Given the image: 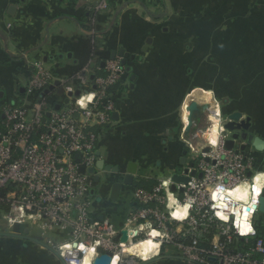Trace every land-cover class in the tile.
I'll return each mask as SVG.
<instances>
[{"label": "crops", "instance_id": "obj_1", "mask_svg": "<svg viewBox=\"0 0 264 264\" xmlns=\"http://www.w3.org/2000/svg\"><path fill=\"white\" fill-rule=\"evenodd\" d=\"M97 1L0 0V97L5 90L24 96L17 70H5L9 60L53 57L48 63L65 77L124 49L130 84L117 96L119 117L102 134L99 152L121 171L130 161L142 163L146 188L183 157V117L188 121L193 98L250 116L264 139V0H109V9L95 15L89 8ZM202 119L195 126H206ZM251 156L264 169V150ZM102 187L94 192L101 212L118 214L122 200L112 199L107 181ZM26 230L42 240L31 225L7 231L0 223V264H63L39 243L1 234ZM142 264L187 263L169 254Z\"/></svg>", "mask_w": 264, "mask_h": 264}, {"label": "built area", "instance_id": "obj_2", "mask_svg": "<svg viewBox=\"0 0 264 264\" xmlns=\"http://www.w3.org/2000/svg\"><path fill=\"white\" fill-rule=\"evenodd\" d=\"M108 9L109 0H98L89 11L97 15ZM90 19L95 23V18ZM26 69L24 96L19 101L0 98V223L7 231L26 224L36 227L63 264H82L87 254L74 247L62 256L60 245L73 241L95 248L92 264L98 247L112 253L111 264L117 256L116 264H142L145 261L122 248L149 238L148 229L136 236L131 230L151 223L165 234L159 255L151 259L174 254L187 264H264L261 202L252 216L255 235L239 236L234 217L227 223L219 221L210 200V190L218 184L232 188L245 180L251 183L254 174L264 172L254 156L227 149L223 139L215 147L209 145L204 134L210 124L195 126L183 137L184 164L179 161L172 170L180 166L179 174L188 182H173L171 174L166 178L171 179L168 190L181 204L195 200L188 218H170L161 180L146 188L138 184L135 174L133 183L123 185L118 197L124 211L119 220L115 213L101 212L91 190L96 192L94 176H100L99 172L114 173L99 170L96 164L101 136L115 123L117 96L130 84L123 57L92 61L65 77L44 59L27 63ZM58 88L64 98L56 96ZM89 93H95L94 102L87 109L79 108L76 101ZM126 174V169L115 172L109 185ZM55 231L66 234L65 242L56 243L50 237L48 232ZM122 231L127 232L126 241L121 240Z\"/></svg>", "mask_w": 264, "mask_h": 264}, {"label": "clouds", "instance_id": "obj_3", "mask_svg": "<svg viewBox=\"0 0 264 264\" xmlns=\"http://www.w3.org/2000/svg\"><path fill=\"white\" fill-rule=\"evenodd\" d=\"M207 95L212 97L214 93L208 91ZM95 100V93L82 95L77 101V105L81 109H87ZM211 127L206 131L205 137L207 143L215 147L220 141L221 134L224 132V125L221 119V108L219 103L215 106V113L209 116ZM183 122L187 125V117H183ZM195 151V149H193ZM222 179V177H218ZM171 179H162L161 187L165 189L167 195V208L169 216L172 220L183 221L188 218L190 209L195 203L194 199H188L183 204L179 202L172 191L168 190V185ZM264 192V172H257L253 175L251 183L245 180L232 188H225L218 184L214 189L210 190L211 209L213 210L215 218L219 221L227 223L231 217L233 219V227L237 230L239 236L255 235V227L252 223V216L260 204L259 197ZM21 216L24 215V209H19ZM14 221H10L13 223ZM148 229L147 236L149 238L141 240L132 244L129 247L122 248V251L133 256H137L142 261H148L152 257L159 255L161 244L163 243L165 234L157 228H153L151 223L140 224L138 228L131 230L132 236H136L139 232ZM160 237L159 240L156 238ZM77 248L80 251H86L87 254L83 257L82 264H92L95 248L88 247L84 243L77 244L76 242H67L60 245L61 255L69 253L71 249ZM112 264H116V260Z\"/></svg>", "mask_w": 264, "mask_h": 264}, {"label": "water", "instance_id": "obj_4", "mask_svg": "<svg viewBox=\"0 0 264 264\" xmlns=\"http://www.w3.org/2000/svg\"><path fill=\"white\" fill-rule=\"evenodd\" d=\"M123 57V64L126 65V70L128 73H130L131 68L128 66V59L124 56L125 50L120 49L118 51L114 50L112 51L111 57L115 58L116 56ZM53 57H50L52 59ZM49 58H45L44 60L48 62L50 60ZM104 65V62L102 63ZM93 67V66H92ZM92 79H94V75L91 76ZM135 77H132V80H134ZM59 81L55 82V85H58ZM51 86V88H53ZM20 93L25 92V87L22 86L19 89ZM2 97V95H1ZM188 123L184 130L185 135H189L190 131L195 127L198 120L201 118H205L207 120V124L211 125V122H209V116L212 111V104L210 102H200L198 99L193 98L189 104H188ZM114 119H118L119 113L116 111L113 113ZM221 119L222 123L224 125V132L221 134V138L223 139L225 143V147L227 149H235L236 152L243 151L248 155H251L252 151H259L262 152L264 150V139L257 136L255 134V129L253 126V123L251 121L250 116H244L241 111H227L226 109L221 107ZM100 158L97 161L96 167L99 170H103L106 172H119L121 167L117 164L109 163L105 158L101 157V153L98 152ZM186 154V150H184V155ZM185 156H183L180 160V164H184L185 162ZM127 174L125 177L121 180H118L112 184V199L117 200L119 197L123 185H131L134 180V175L137 173L138 170V164L134 161L128 162L126 166ZM94 169H90V172H93ZM181 171V167H177L175 172H171V179L173 182L176 183H187L189 178L186 176H182L179 174ZM110 174V173H109ZM110 176V179L108 177ZM107 177V182H109L112 178V175H109ZM94 180L96 184H99L101 182V177L96 175L94 176ZM91 193H94V189L91 190ZM260 211L264 213V192L260 196ZM29 230H26V234H16L12 232H4L1 234L18 237V238H25L28 240H31L33 242L39 243L42 246L46 247L47 249L54 252L56 255H58L57 251L47 243L43 242L37 237H33L28 235ZM118 240V238H116ZM121 240L126 241L127 240V232L122 231V237ZM98 256L95 257L93 264H111L112 260V253L109 251H106L102 247L97 248ZM59 256V255H58ZM60 258V256H59ZM62 260V258H60ZM153 259L145 261L144 263H149L153 261Z\"/></svg>", "mask_w": 264, "mask_h": 264}, {"label": "rangeland", "instance_id": "obj_5", "mask_svg": "<svg viewBox=\"0 0 264 264\" xmlns=\"http://www.w3.org/2000/svg\"><path fill=\"white\" fill-rule=\"evenodd\" d=\"M25 65H26V62L22 61V60L19 63L9 60L8 62H6V64H4L6 72L14 71V73H15V70H17L18 73H15V74H17L19 76L15 78V81L18 79L17 84H19V86L26 84V82H27V80L29 78L28 77V72L25 70ZM4 93L5 94H4L3 97H5V98L10 97L11 101H14L15 97H16V100L19 101L20 97L23 96V94L16 95V94H13L12 92H9L8 90H5ZM56 96H59L60 98L61 97L64 98L65 95H64V92L60 88H58L57 91H56ZM202 120H205V118H203ZM144 151L142 152L143 155H144ZM148 156H149V154L146 155V157H148ZM144 168H145L144 165H142V163L139 162V168H138V171L136 173V179H137L136 181H138V184H140V185H143V183L145 181L144 179L147 176L146 175L147 174V170L144 169ZM99 173H100V177H101V182L96 185V191L97 192H99L100 189H103L102 184L105 183V181H107L108 179H110V176H109L110 174H105L103 172H99ZM169 176L170 175L167 174L166 178L169 177ZM107 177H108V179H107ZM121 203H123V202H121ZM120 208L121 209L119 210V212L117 214L118 215L117 217H118L119 220H122V214H123L124 211H123V207L122 206ZM258 215H259V217H261L262 224L264 225V213H259ZM31 228H32V230L34 232L37 231L36 227L31 226ZM55 232H58V235L56 237H54V240H56V243H57V242H59V241H61L63 239V237H64L63 235H65V234L63 232H59V231H55Z\"/></svg>", "mask_w": 264, "mask_h": 264}, {"label": "bare ground", "instance_id": "obj_6", "mask_svg": "<svg viewBox=\"0 0 264 264\" xmlns=\"http://www.w3.org/2000/svg\"><path fill=\"white\" fill-rule=\"evenodd\" d=\"M198 99L203 100L202 98H198ZM214 113H215V108L212 107V111H211L210 115H213ZM209 122H211V121L209 120ZM210 127H211V125H210ZM204 137H205V134H204ZM94 254H95V252H94ZM93 258H94V256H93ZM93 258H92V260H93ZM116 262H117V260H116Z\"/></svg>", "mask_w": 264, "mask_h": 264}]
</instances>
